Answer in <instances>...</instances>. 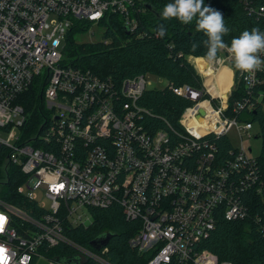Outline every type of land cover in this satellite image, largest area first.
Wrapping results in <instances>:
<instances>
[{
	"label": "built area",
	"instance_id": "1",
	"mask_svg": "<svg viewBox=\"0 0 264 264\" xmlns=\"http://www.w3.org/2000/svg\"><path fill=\"white\" fill-rule=\"evenodd\" d=\"M139 1L0 0L1 180L9 168L18 169L16 193L23 199L7 202L0 182V264H54L45 249L61 242L93 255L67 238L65 227L87 225L91 208L115 204L127 220L139 221L130 244L155 252L147 264H234L198 248L220 217L250 218L264 235V160L249 157L251 147L242 141L253 136V121L243 113L264 105V70L242 73L234 64L244 92L231 103L234 83L226 96L205 83L227 60L234 62L227 48L218 64L189 55L203 81L172 86L192 102L180 128L150 130L144 123L150 111L138 103L152 88L148 74L118 82L75 66L66 55L68 32L102 24L107 13L120 14L134 31ZM257 11L264 14V4ZM197 58L206 61L203 70ZM36 84L44 112L38 121L23 100ZM232 128L240 146L230 140ZM219 137H228L227 152Z\"/></svg>",
	"mask_w": 264,
	"mask_h": 264
},
{
	"label": "trees",
	"instance_id": "2",
	"mask_svg": "<svg viewBox=\"0 0 264 264\" xmlns=\"http://www.w3.org/2000/svg\"><path fill=\"white\" fill-rule=\"evenodd\" d=\"M173 2L174 0L139 1V7L143 8L133 14L137 19V28L129 33L125 30L120 14L107 13L106 19L102 20V24H105L103 39L77 42L72 37L74 29L67 34L66 54L75 66L90 69L100 77L118 82L138 74H153L168 80L163 88L144 90L138 99V103L150 111L144 118V123L150 130L164 128L172 131L180 128L178 119L192 102L177 94L172 86L189 84L200 87L203 81L188 56L205 57L207 48L203 41L207 37L197 29L196 18L189 24H183L176 18H163L165 5ZM146 4L151 7L148 8ZM262 4L264 0H203L204 6L222 13L225 26L229 29L223 40L228 45L245 30L259 28L264 32V14L257 11ZM160 25L167 29L163 38L156 35ZM193 44L198 45L195 50ZM40 87L38 84L33 85L23 97L26 109L35 121L44 113ZM261 87L264 89V81ZM243 92L242 82L236 72L230 102L240 98ZM243 114L244 119L259 124L263 138L259 157L264 160V105L259 102L256 109ZM217 142L221 151L227 152L230 145L228 137H219ZM4 164L5 161L0 157V182L4 183L1 194L7 202L22 204V197L16 193V187L22 182V175L18 169L12 168L11 171L9 168L6 181L1 180L5 175ZM90 211L92 220L89 224L66 226L64 234L93 255H80L74 245L61 242L45 249L49 259L59 261L61 258H72L78 260L76 264H147L153 257L154 251L140 252L130 244V238L138 231L140 223L138 220H127L119 205L105 209L91 208ZM103 233L110 234L108 244L97 249L92 241ZM198 248L209 250L220 261L264 264V235L250 218L227 220L220 217L209 236L198 243Z\"/></svg>",
	"mask_w": 264,
	"mask_h": 264
},
{
	"label": "clouds",
	"instance_id": "3",
	"mask_svg": "<svg viewBox=\"0 0 264 264\" xmlns=\"http://www.w3.org/2000/svg\"><path fill=\"white\" fill-rule=\"evenodd\" d=\"M198 14V17H197ZM163 18H176L183 24H189L196 18V26L202 31L207 39L203 41L207 52L205 59L209 64H218L220 59L218 52L222 49L227 50L234 57L235 68L242 73L255 74L258 70H264V60H261L258 53H264V32L259 28L251 31L245 30L238 37L231 41L228 47L223 36L229 29L225 26L224 17L218 10L203 5V0H174L173 3L165 5ZM167 29L160 25L156 35L163 38ZM195 50L198 45L193 44Z\"/></svg>",
	"mask_w": 264,
	"mask_h": 264
},
{
	"label": "rangeland",
	"instance_id": "4",
	"mask_svg": "<svg viewBox=\"0 0 264 264\" xmlns=\"http://www.w3.org/2000/svg\"><path fill=\"white\" fill-rule=\"evenodd\" d=\"M104 30H105V26L103 24L89 23V25H88V27L86 29L73 31L72 37L77 42L97 41V40L103 39ZM65 53H66V51H65ZM218 55L221 58H226L227 53L225 51L220 50ZM194 61H195L194 57H192L191 58L192 64L195 63ZM226 64L228 65V67H227V65L226 66H221V68L218 70V72L212 74V78H211L212 79V83H208V82L206 83L207 78H206V81H205V83L207 85H211V90L214 91V94H216V95H220V94H217L216 92L218 90H221L220 86H219V82H218V80L216 78V76H217L216 74L220 73L223 70L230 71L231 74H233L232 73L233 71H232L231 68L234 67V62L227 60ZM205 65H206V63H204V62L201 63V64H198L199 68L202 69V70L204 69ZM147 79L150 81V84L152 85V87H156V88H163L168 83V80L166 78L159 77V76H156V75H153V74H148L147 75ZM231 83H232V78H231ZM231 83L229 84V86L231 85ZM229 86L226 88V90H225L226 92H225V94L223 96L227 95V92L229 91V89L231 87V86L230 87ZM260 131L261 130H260L258 122H253V128L251 130V133H252L253 136L252 137H248L247 134H244V136H243V140L242 141L244 143V146L246 148H248L249 146L251 147L250 151L247 150V154H248L249 157H255V156L259 155L262 152L263 138H262V135H261ZM229 137H230V140L232 141L233 145L240 146L241 139H240L239 135L236 133L235 128H232L230 130ZM51 260H53V259H51ZM49 262L50 261H48L46 259H40L38 261V264H48ZM53 262H54V264H60L58 262H55L54 260H53Z\"/></svg>",
	"mask_w": 264,
	"mask_h": 264
},
{
	"label": "bare ground",
	"instance_id": "5",
	"mask_svg": "<svg viewBox=\"0 0 264 264\" xmlns=\"http://www.w3.org/2000/svg\"><path fill=\"white\" fill-rule=\"evenodd\" d=\"M197 60V63L198 64H201V63H205L206 61H204L203 59H201V58H197L196 59ZM224 66H226V65H224ZM202 70V69H201ZM217 76H216V78H217V80H218V82H219V86H220V89L221 90H218L216 93L217 94H220V95H224L225 94V90H226V88L229 86V84L231 83V78H232V74H231V72L230 71H227V70H223V71H221L220 73H218V74H216ZM212 75H210V76H208L207 77V81H206V83L208 82V83H212ZM231 85H232V83H231ZM230 85V86H231ZM229 86V87H230ZM229 89V88H228ZM214 92V91H213Z\"/></svg>",
	"mask_w": 264,
	"mask_h": 264
},
{
	"label": "water",
	"instance_id": "6",
	"mask_svg": "<svg viewBox=\"0 0 264 264\" xmlns=\"http://www.w3.org/2000/svg\"><path fill=\"white\" fill-rule=\"evenodd\" d=\"M146 6L148 8H150V5ZM125 30L127 33L130 32L129 28L127 26H125ZM200 113H203V110H200ZM110 238V234L108 233H103L100 234L99 236H97L93 241L92 244L97 248V249H101L102 247L106 246L108 244ZM57 262H59L60 264H76V262H78L77 259H72V258H61L59 261L56 260Z\"/></svg>",
	"mask_w": 264,
	"mask_h": 264
},
{
	"label": "crops",
	"instance_id": "7",
	"mask_svg": "<svg viewBox=\"0 0 264 264\" xmlns=\"http://www.w3.org/2000/svg\"><path fill=\"white\" fill-rule=\"evenodd\" d=\"M189 57V56H188ZM189 60H190V57H189ZM224 66V65H223ZM228 67V66H227ZM233 71V70H232ZM233 74H232V85H233V83H234V78H235V74H234V71L232 72Z\"/></svg>",
	"mask_w": 264,
	"mask_h": 264
}]
</instances>
